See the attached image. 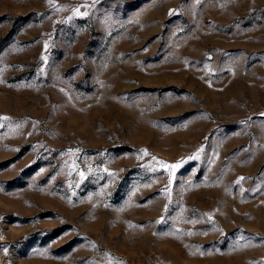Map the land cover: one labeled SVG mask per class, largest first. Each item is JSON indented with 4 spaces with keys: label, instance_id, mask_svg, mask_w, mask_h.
<instances>
[{
    "label": "rangeland",
    "instance_id": "374dc122",
    "mask_svg": "<svg viewBox=\"0 0 264 264\" xmlns=\"http://www.w3.org/2000/svg\"><path fill=\"white\" fill-rule=\"evenodd\" d=\"M0 264H264V0H0Z\"/></svg>",
    "mask_w": 264,
    "mask_h": 264
},
{
    "label": "snow or ice",
    "instance_id": "6c2138e0",
    "mask_svg": "<svg viewBox=\"0 0 264 264\" xmlns=\"http://www.w3.org/2000/svg\"><path fill=\"white\" fill-rule=\"evenodd\" d=\"M50 2H51V0H50ZM77 14H79V13H77ZM85 15H86V13H85ZM45 47H47V46H45ZM145 154H147L146 153V151H145ZM165 168H170V169H175V168H177L179 165H163ZM81 175H83L82 173H81ZM170 175H171V173H170ZM5 251H7L6 249H5Z\"/></svg>",
    "mask_w": 264,
    "mask_h": 264
}]
</instances>
